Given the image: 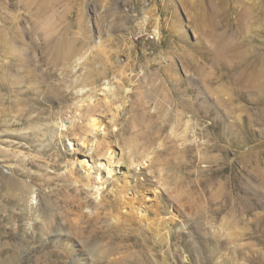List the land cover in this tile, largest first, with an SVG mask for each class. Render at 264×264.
Masks as SVG:
<instances>
[{
	"label": "rangeland",
	"instance_id": "1",
	"mask_svg": "<svg viewBox=\"0 0 264 264\" xmlns=\"http://www.w3.org/2000/svg\"><path fill=\"white\" fill-rule=\"evenodd\" d=\"M133 5L0 0V264H78L32 238L17 180L87 227L89 264H264V0ZM17 33L37 68L20 93ZM74 158L90 185L67 180ZM125 186L138 212L78 219Z\"/></svg>",
	"mask_w": 264,
	"mask_h": 264
},
{
	"label": "bare ground",
	"instance_id": "2",
	"mask_svg": "<svg viewBox=\"0 0 264 264\" xmlns=\"http://www.w3.org/2000/svg\"><path fill=\"white\" fill-rule=\"evenodd\" d=\"M154 32L158 36H160L161 31L159 23L155 25ZM31 61L32 58L30 56L29 46L23 35L17 33V76H20L22 78L17 79V93H20V91L27 83L25 81L26 78L29 82L32 81L33 76H37V68L32 67ZM42 85L44 86L43 82ZM7 86L8 84H5V82L0 77V88L4 89L7 88ZM30 90L31 88H27V91ZM1 95L2 93H0V97ZM93 96L94 94L91 92L88 95L89 98ZM90 120L91 126L94 129H99L103 125V122L100 119L91 117ZM62 145L65 146L67 144L65 143V141H62ZM108 148L109 147L107 146L106 152H108ZM109 157H111V154H109ZM68 163L71 165V168L69 169V172L71 174L67 175V180L70 181V184L80 183L82 184L81 187H83L84 185H90L92 173L87 172V168H85L82 163H78L77 159L75 158L71 159ZM101 171L102 170L99 167H96V174L94 176V179L96 175L98 176L101 174ZM107 173H112V169H108ZM17 188L23 189L22 201L26 202V208H28V221L26 223L28 229L30 230L29 232L33 233L32 238L38 235L43 245H45L46 242H49L56 248L54 251L55 255L59 254L60 250L57 249V247L59 246L62 250V253L64 252L65 256L72 260V262L74 261L78 264H89L95 262L96 244L93 242V236H90L87 232H85L87 228L86 226H82L81 228V223H79L78 226H73V224L68 223L65 212L53 207V204L42 200L43 197L40 194V190L38 191L37 189L33 188V185L29 183L23 184L19 180H17ZM127 190L128 188L126 186L120 190L116 205H113L111 201L107 199H102L99 204L80 202L81 204L76 205L77 209L75 210V214L78 216V219L83 222L86 218H88L87 221H90L91 219H98L102 215L108 217V219L110 220L114 218L122 219V217L125 216L122 213V210L126 207L129 208L130 213L138 212L139 206L136 205L134 197H129L127 195ZM34 198H38L37 204H33L32 199ZM137 202L142 203V200H137ZM99 206L101 207L102 211H94L96 208H99ZM85 209H87L88 212H84ZM37 226L42 227V231L41 233L35 234V228ZM73 232H76L77 234L79 233L78 235H80L78 240L79 242L76 244L72 242L74 237ZM29 238H27L26 236L20 238L18 242L21 246L17 245L18 249H20L21 247V249L26 252L31 243ZM39 247H41V245Z\"/></svg>",
	"mask_w": 264,
	"mask_h": 264
},
{
	"label": "built area",
	"instance_id": "3",
	"mask_svg": "<svg viewBox=\"0 0 264 264\" xmlns=\"http://www.w3.org/2000/svg\"><path fill=\"white\" fill-rule=\"evenodd\" d=\"M155 0H141V5H133L132 12L133 13H139L140 7L144 8V10H147L154 4ZM133 3V0H132ZM143 10V9H142ZM147 18H142L143 22L141 23L142 31L138 32L137 37H145L148 40H153L156 38L157 34L154 32V27H148L149 22H151L152 18H150L149 15H146ZM147 20L146 24L144 23V20ZM148 28V29H147Z\"/></svg>",
	"mask_w": 264,
	"mask_h": 264
}]
</instances>
